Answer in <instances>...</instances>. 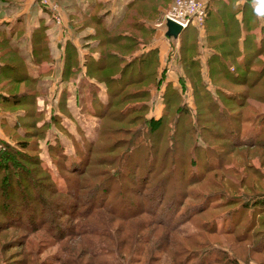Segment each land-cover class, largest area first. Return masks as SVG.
<instances>
[{"label": "trees", "instance_id": "16d2710c", "mask_svg": "<svg viewBox=\"0 0 264 264\" xmlns=\"http://www.w3.org/2000/svg\"><path fill=\"white\" fill-rule=\"evenodd\" d=\"M171 2L135 0L129 6L127 16L117 26L99 34L100 44L95 49L99 57L89 54L86 69L88 76L104 83L107 88L106 103L100 101L91 88L94 95L92 102L97 104V109L90 111L100 119V129L95 141L77 146L75 158L66 155L59 143L49 144V154L59 171L56 180L52 172L44 167L40 154L41 142L46 139L50 126L37 107V99L42 95L38 82L26 74L24 62L16 54L18 51L7 39L0 37V60H5L0 65V200L3 201L0 210H6L3 214H8L11 210L8 206H11V212L16 211V219L12 220L9 212L8 221L0 222V232L13 227L24 231L19 238V247L23 250L19 252L21 260L17 261L21 264H29L30 259L35 263V251L40 250L38 243L61 245L62 259H66L58 260L61 264H113L104 257L114 256L121 261L123 253L129 254V263L141 264L149 240L159 244L157 251L172 256V264H196L194 261L198 255L188 252L186 247L191 236L180 231L184 217L180 214V204L170 213L168 221L164 220L163 206L169 194L175 191L170 185L173 178L171 170L180 162L183 165L186 163L178 156L180 151L187 152L184 141L189 142L191 137L202 133L203 127L194 120L197 108L196 111L191 110L171 85L164 94L162 117L157 120L147 118L151 91L159 86L158 50L136 55L142 45H150L154 38L155 30L149 24L160 16V8L168 9ZM206 11L208 68L213 90L209 89L201 74L202 65L197 58L199 32L195 26H189L180 36L181 60L194 88L196 104L199 106L200 101L206 103L199 108L198 118L205 115L201 114V108H205L206 123L215 122L217 127L225 129L224 117L229 125L234 123L229 129L235 133L240 130L241 116L247 99H250L248 91L264 86V61L259 62L262 66L252 84L247 77L253 64L260 61L259 55L264 50L263 47L256 50L251 46L242 52L239 59L236 43L229 42L234 36L225 27L221 33L209 35V4ZM130 55L133 59L126 61ZM248 84L250 87L245 92L234 93L226 87L239 85L246 88ZM221 98L235 106L221 107L218 102ZM252 98L256 106L251 112L259 117L263 115L259 112V104L264 105V93H255ZM133 101L139 103L132 104ZM124 104L128 106L115 110ZM20 107H27L28 110L8 112L11 108ZM137 107L136 116L133 113ZM9 113L17 117L13 126L6 118ZM169 122L173 123L171 132ZM139 123L140 126L135 128ZM115 124L130 125L131 128L115 127ZM261 127L256 137H252L254 143L251 147L259 146V142L261 147L264 145V126ZM204 131L211 136L214 134L208 128ZM200 136L203 137L202 134ZM214 136L219 137L218 134ZM139 154L144 155L146 160L137 159ZM143 165H146V186L143 189V184L139 185L143 190L137 193V188L130 186L132 180L127 170L131 169L132 175H135L134 171ZM60 179L64 180L63 188L58 182ZM133 194H140V198H134ZM180 196L188 194L183 192ZM174 199H171V208L175 204ZM118 202L123 203L120 210ZM204 202L194 209L189 208L186 215L190 218L202 214L207 208ZM117 223L119 225L116 226ZM207 224L209 222H204L200 227L206 234ZM210 234L217 235L215 231ZM76 239L81 248L65 244V241ZM184 248L187 250L186 257L181 260ZM228 262L239 264L237 259ZM216 263L219 264V261ZM124 264H127L126 261Z\"/></svg>", "mask_w": 264, "mask_h": 264}, {"label": "crops", "instance_id": "0c3cea01", "mask_svg": "<svg viewBox=\"0 0 264 264\" xmlns=\"http://www.w3.org/2000/svg\"><path fill=\"white\" fill-rule=\"evenodd\" d=\"M134 1L52 0L58 8V23L53 10L42 7L38 0H0V37L7 39L18 51L16 54L24 62L23 69L28 77L38 82V88L42 90L46 83H52L51 90L47 93L42 90V95L37 99L38 110L44 113L50 126L47 138L53 136L50 139L52 142L47 140L48 147L49 144L59 143L66 155L75 156L77 146L93 142L87 135L86 124L83 125V122L89 123L90 119H94L91 123L99 128L100 119L90 111L94 96L90 90L93 88L96 97L106 103L107 88L104 83H98L88 76L86 58L91 53L94 58L99 57V52L95 50L100 44L99 34L117 26L127 16L129 6ZM208 4L211 7L209 35L221 33L225 27L234 36L229 42L236 43L239 59L242 52L251 46L256 50L263 47L264 50V0H206V7ZM166 10L161 7L160 16ZM149 25L155 30L152 43L142 45L136 55L158 50L159 86L151 91L150 115L155 112L156 119L161 117L168 85L175 88L185 100L184 103L194 110V88L181 60V35L178 38L169 37L168 28L161 30L154 24ZM206 29V25L203 31L197 28V58L202 65L203 80L213 90L208 68ZM259 59L264 61V53L259 55ZM4 61L0 60V65ZM6 118L13 126L17 117L9 113ZM63 138L71 142L72 151L68 150Z\"/></svg>", "mask_w": 264, "mask_h": 264}, {"label": "rangeland", "instance_id": "374dc122", "mask_svg": "<svg viewBox=\"0 0 264 264\" xmlns=\"http://www.w3.org/2000/svg\"><path fill=\"white\" fill-rule=\"evenodd\" d=\"M161 16L153 20L151 24L156 25L162 19ZM127 58L126 61H129L133 59V56L130 55V57ZM259 62H262V60L260 59V61L258 60L255 62L252 66L251 74L247 75L250 84L253 83L256 78V73L262 66ZM250 84H248L246 88L240 87L239 85H227L226 87L230 88L232 92L237 93L248 91ZM51 88L52 83H46V86L44 88L42 87V90L44 93H47ZM138 88L139 87H136V89ZM42 90L40 89L41 94ZM262 92L264 93V86L262 85L258 89L248 91L250 99L246 101V108L243 110L241 116V124H238L240 130H237L235 133L229 129L234 123L230 122V126L228 120L224 117L222 118V122L225 129L217 127L215 122L211 124L206 123L204 121L207 118L205 108H201V114L205 115L198 118L199 108L203 107L206 103L200 101L198 106L195 102L197 107H195L194 110L196 111L197 108V116L195 115V118H193L196 122L198 121L201 124L203 132L197 133L194 138L191 137L189 142L184 141V149L187 152L183 153V151H180L178 153L179 158L185 159L186 163L183 165L180 162L171 170L173 178L170 185L174 186L175 191L170 193L166 198L163 206V215L164 220L168 221V219H170V213H173L174 209H178L180 204V214H184L180 225V231H183L187 236H191V241L187 243L188 246L186 247L189 249L188 252H196L195 254L198 255V259L194 261L196 264H218L216 263L218 261L219 264H228V261L233 259H237L239 264H264V145L261 147L259 142V146L251 147L254 143L252 137H256L257 131L262 129L261 126H264V105L259 104V106H261L259 112H263L261 113L263 115L256 117V114L251 112L256 106L252 95L255 93L261 94ZM218 102L221 107L224 106L229 108L235 106L224 98L219 99ZM131 103L136 104L139 103V101H133ZM126 106H128V104L120 106L119 109L115 108V110H121ZM151 107L152 103L150 104V108ZM90 108L91 110L94 108L97 109V104L91 102ZM25 109L28 110L27 107L11 108L8 112L14 110L23 111ZM137 109L138 107L133 113L136 116L138 114ZM154 116H156L155 112H151V115L150 112L147 114L148 119L157 120L158 118L156 119ZM92 120L94 119H90L89 123L83 122V125L85 126L86 124V131H88L87 135L90 140L94 141L100 129L101 121H99V128H97L95 124L91 123L94 122ZM95 122L97 124V121ZM171 124L173 123L169 122V132H171L172 129ZM238 125H236V127ZM120 126L131 128L130 125L115 124V127ZM137 126H140V123L137 124L135 128H137ZM204 128L211 129L212 132L218 134L219 137H215L214 134L211 136L210 133L204 131ZM237 132L239 133L237 134ZM10 134L13 133L10 132ZM200 134H202L203 137L200 136ZM47 137L41 142L42 147L40 154L45 163L44 167L52 172L56 180L57 176H59V171L54 165V161L52 160L53 157L50 156L48 147V141L52 142L50 139H53V136ZM15 138L17 139V137ZM262 138L264 139V136ZM63 140L65 144L68 145V150L72 151L71 142L67 138H63ZM262 141L264 142V140ZM168 144L169 143H166V145ZM170 145L175 147L172 143ZM162 147L164 148V145H162ZM223 150L226 152L224 153ZM162 151L163 150H160V152ZM72 157L75 158L76 156ZM137 159L142 161L146 160L142 154H139V156L137 155ZM65 165H67V162ZM127 172H129L128 175L130 176V180H132L130 186H135L137 188L135 189L136 192L140 193L146 186V165L134 171L135 175H132L131 169L127 170ZM65 174L63 173V175ZM58 182L61 188H63L64 180L60 179ZM141 184H143V189L139 187ZM183 192H185V194L187 193L188 196L181 197L180 195ZM139 195L140 194H133V197L137 199V197L140 198ZM143 195L146 196V192H144ZM173 198H175V204L173 208H171V199ZM1 200L0 207L3 204ZM118 200L119 196L117 195V201ZM138 201L140 200L138 199ZM203 201H205L204 203L207 206L206 210L198 216L189 218V215H186L187 210L189 208L194 209L202 204ZM122 204L121 202L117 203L118 210L122 208ZM149 204H152V202ZM144 205L146 206L148 203H144ZM10 208L11 210L13 209L11 206H8V209ZM11 210H8V214H3L6 210H0V222L8 221L9 212L12 220L16 219V211L12 213ZM144 218L147 219V217ZM204 222H209V224L206 225L208 234L200 229ZM117 225H119V223H117L116 226ZM213 231H215L217 235H211L210 233ZM23 234L24 231L18 230L15 227L9 231L0 232V264H21L17 260H21L22 258L19 255V252L23 250L19 247V238ZM199 235L200 237L198 238ZM149 242L150 244L146 245V253L142 254L143 258L141 264H144L145 261L146 264L173 263L172 256L157 251L159 244H157L156 241L149 240ZM158 243L160 242L158 241ZM65 244L73 248H81L78 239L65 241ZM37 248L40 250L35 251L36 261L34 264H61L58 260H66L62 259L64 255L61 245L38 243ZM186 252L187 250L184 248L183 253L185 254L180 257L181 260L186 257ZM65 257L69 258L67 256ZM104 259L113 262V264H124V261H126L127 264H135L133 261L132 263L128 262V259H130L128 253L127 255L123 253L121 260L123 263L118 259H114V256L104 257ZM29 264H33L31 259Z\"/></svg>", "mask_w": 264, "mask_h": 264}, {"label": "built area", "instance_id": "2783aa9c", "mask_svg": "<svg viewBox=\"0 0 264 264\" xmlns=\"http://www.w3.org/2000/svg\"><path fill=\"white\" fill-rule=\"evenodd\" d=\"M38 1L42 7L52 9L55 13L56 21L60 23V18L57 14L58 8L52 0ZM206 17V0H174L169 10L164 13L162 19L155 27L167 30L168 22H174L180 25L183 31L191 25L203 31Z\"/></svg>", "mask_w": 264, "mask_h": 264}, {"label": "water", "instance_id": "95a60500", "mask_svg": "<svg viewBox=\"0 0 264 264\" xmlns=\"http://www.w3.org/2000/svg\"><path fill=\"white\" fill-rule=\"evenodd\" d=\"M167 28V35L169 37L178 38L183 32L182 27L174 22H168Z\"/></svg>", "mask_w": 264, "mask_h": 264}]
</instances>
